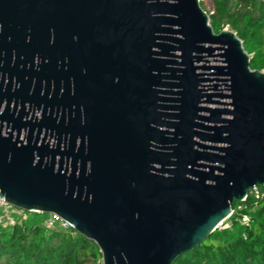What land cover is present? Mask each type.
<instances>
[{
    "label": "water",
    "instance_id": "95a60500",
    "mask_svg": "<svg viewBox=\"0 0 264 264\" xmlns=\"http://www.w3.org/2000/svg\"><path fill=\"white\" fill-rule=\"evenodd\" d=\"M91 19L130 96L136 83L141 100L156 97L164 140L142 128L141 142H0V197L58 215L102 264H173L264 187V72L235 33L214 32L200 0H0V27L64 44L83 47Z\"/></svg>",
    "mask_w": 264,
    "mask_h": 264
},
{
    "label": "flooded vegetation",
    "instance_id": "af4514ba",
    "mask_svg": "<svg viewBox=\"0 0 264 264\" xmlns=\"http://www.w3.org/2000/svg\"><path fill=\"white\" fill-rule=\"evenodd\" d=\"M89 24L83 47L47 29L0 27V142H141L142 128L146 142L164 140L156 97L141 100L136 83L130 96L119 54Z\"/></svg>",
    "mask_w": 264,
    "mask_h": 264
},
{
    "label": "trees",
    "instance_id": "16d2710c",
    "mask_svg": "<svg viewBox=\"0 0 264 264\" xmlns=\"http://www.w3.org/2000/svg\"><path fill=\"white\" fill-rule=\"evenodd\" d=\"M212 2L208 17L214 32L228 28L235 33L250 57V68L264 71V0ZM258 188L262 198L234 202L225 220L229 225L216 229L173 264H264V187ZM45 217L28 213L22 226L0 228V264H102L93 242L71 229H46Z\"/></svg>",
    "mask_w": 264,
    "mask_h": 264
},
{
    "label": "built area",
    "instance_id": "2783aa9c",
    "mask_svg": "<svg viewBox=\"0 0 264 264\" xmlns=\"http://www.w3.org/2000/svg\"><path fill=\"white\" fill-rule=\"evenodd\" d=\"M249 197H255L257 199L262 198L263 194L258 187H254L248 192ZM232 214V213H231ZM28 212L16 209L8 204L3 197H0V228L8 229L14 228L17 226H22L23 223L27 220ZM246 219L243 218V222ZM44 226L46 229H52L56 226L63 229H70V226L67 222L62 220L56 214H48L44 219Z\"/></svg>",
    "mask_w": 264,
    "mask_h": 264
},
{
    "label": "rangeland",
    "instance_id": "374dc122",
    "mask_svg": "<svg viewBox=\"0 0 264 264\" xmlns=\"http://www.w3.org/2000/svg\"><path fill=\"white\" fill-rule=\"evenodd\" d=\"M200 3H201L200 5H201L202 9L207 13V15L213 14L214 8H213L212 0H200ZM224 29H228V28H224ZM242 221H243V219H242ZM228 225H229V221H224L223 224L221 226H219L218 229H223V228L227 227Z\"/></svg>",
    "mask_w": 264,
    "mask_h": 264
}]
</instances>
